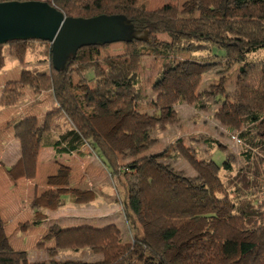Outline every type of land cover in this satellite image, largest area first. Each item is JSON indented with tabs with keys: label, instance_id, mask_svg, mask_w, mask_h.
I'll return each instance as SVG.
<instances>
[{
	"label": "trees",
	"instance_id": "obj_1",
	"mask_svg": "<svg viewBox=\"0 0 264 264\" xmlns=\"http://www.w3.org/2000/svg\"><path fill=\"white\" fill-rule=\"evenodd\" d=\"M46 1L68 17L123 14L136 28L148 32V39L125 43L123 54L103 58L99 57V50L110 44L83 47L67 68L60 71L52 64L48 41L29 39L0 45V72L6 65V45L10 55L21 64H25L29 53L40 54L49 62V73L24 69L18 80L8 81L2 89L0 105H16L29 88L35 93L51 91L56 101L42 121L36 116H26L14 123L13 134L20 142V156L8 171L15 179H34L43 146L53 147L57 155L77 156H84L85 148L90 147L100 153L114 178L140 171L136 193L127 201L101 192L107 202H121L133 237L125 241L116 223L69 229L53 224L46 235L57 239V248L49 250L52 257L58 249L88 247L102 255V259L31 262L25 252L7 245L0 248V264H264V133L260 137L254 133L257 125L264 123V57L250 58L252 53L264 48V0H199L200 6L211 12L199 16L184 14L180 6L172 3L148 9L141 0ZM159 34H167L172 40L162 41ZM214 47L227 48L221 60L229 69L239 66L244 74L239 98L222 99L215 115L235 132L234 136L243 145L240 155L244 165L234 174L227 158L226 173L221 178L183 143H179L178 150L198 174L200 182L196 185L158 162L170 156L168 148L122 165L93 119L120 116L115 137L122 141L133 134L137 147L146 146L150 132L137 127L141 122H149V116L141 111L147 99L139 74L144 55L190 51L195 56V52H203L197 57L206 65L215 61ZM164 65L152 84L156 98L149 106L171 110L181 99L195 103L201 73H181L183 83L178 90L165 82L176 66L172 62ZM91 71L93 74L89 76ZM241 108L246 110L244 115ZM61 114L69 119L71 128L64 129L55 123ZM222 211L227 213L226 217H219ZM135 216L158 226L167 246H171V240L189 222L202 218L216 221L209 237L183 243L177 261L173 262L165 251L135 232ZM0 227H4L1 219ZM24 228H29V224H23ZM251 231L259 235L258 242L239 241L242 234ZM226 255L235 258L227 262Z\"/></svg>",
	"mask_w": 264,
	"mask_h": 264
},
{
	"label": "rangeland",
	"instance_id": "obj_2",
	"mask_svg": "<svg viewBox=\"0 0 264 264\" xmlns=\"http://www.w3.org/2000/svg\"><path fill=\"white\" fill-rule=\"evenodd\" d=\"M229 1L230 0H228V2ZM141 3L148 9H156L166 3L177 4L180 6L183 13L187 15L192 14L199 16L202 12L211 13L200 6L199 0H141ZM158 38L162 41L172 40L167 34H159ZM39 50L40 48L37 49V51ZM227 50V48L214 47L212 52L215 55V61L211 64H209L210 62H207L206 65L197 57L200 54L202 55L203 52H195V56H193V53L190 51H174L169 54L159 53L158 55L147 53L144 55L139 74L140 85L143 89V94L147 96V99L144 104L145 108H141V111L149 116V122H141L137 127L140 130H148L150 132L146 146L137 147L135 145L133 134L129 135L122 141L115 137V131L121 121L120 116H106L93 119L94 125L98 131L104 136L108 144L117 152L119 162L122 165L132 162L138 157L145 155L148 156L168 148L170 156L158 162L170 168L189 184L196 185L200 182L198 174L178 150L179 143H183V145L188 148L198 160H202L205 164L209 165L212 171L221 178H223L226 173L224 162L227 158L233 167V173L235 174L238 172L245 163V160L239 154L243 145L238 141L236 135L234 136L235 132L230 131L227 126L223 125L215 116L217 110L222 106V99L226 97L227 100L234 101L239 98L240 83L244 77L239 66L229 69L225 66L224 61L221 60L226 55ZM4 51L6 54V65L0 72V91L2 86L4 87L8 81L18 80L24 69H35L39 70L41 73H49V62L40 54L36 55L29 53L25 64H21L18 59L10 55L8 45L4 47ZM124 51L125 43H114L110 44L108 47L100 48L99 57L103 58L109 55H119L123 54ZM259 56L264 57V48L257 53H252L250 58H256ZM169 62H172L176 66V69L168 73L165 82L168 85L176 87L178 90H181V85L183 83L180 79L181 73H201L202 82L197 91L198 100L195 103H189L184 99H181L171 110L166 108L157 110L150 107L148 104L156 98V93H154L152 89V84L157 75L164 68V64ZM92 74L93 72L91 71L89 76ZM77 80L78 77H76V81ZM27 91L28 93L26 96L24 95L25 97L23 96L24 98L22 97L23 99L21 98L16 105L11 106L13 108L9 109V107H3L0 105V137L2 131V139L4 140L6 139L8 141L7 137H12L11 127L14 122L13 119L16 121V119L21 116V114L15 113L17 111L14 112V107L18 108V111H34V113L40 118H42L43 115L45 118L46 113L56 104L55 99V104H51L53 102V94L51 91L35 93L32 88L27 89ZM42 93L44 94L40 96ZM1 113H10L5 117L9 120L7 121L3 118ZM245 113L246 110L241 108V114L244 115ZM16 115H18L17 118L12 119V117H16ZM10 118L12 119V122L10 121ZM59 119L62 121L64 120V122H62L64 124L72 125L65 114H61L55 120V123L60 124L57 122ZM38 120L41 121L39 118ZM254 133L260 137L264 133V123H259L254 129ZM19 147L20 146H14L13 144L4 147L6 151H0V165L6 166V162H12L19 153ZM96 153L100 155L98 151ZM53 156V152L49 149L43 150L42 152L43 161H48V158H51L52 160ZM69 163L75 165L73 166L72 175L77 178V181L81 180L82 184V189H74L76 193L75 195L81 200H88L87 198H90L88 202L76 203L69 200L68 203L67 201H64V204H59V202H61V199L59 198L60 193L70 190L66 184L67 176L64 175L67 168L66 166ZM79 163H73V160L70 161L68 158L62 160L59 159V163L53 165V175L49 176L47 174V176H45V181L52 182V184L48 186L50 189L53 182H56V176H54V173L57 172V177H60L61 180L55 184V187L58 185L64 187L60 190L54 192L51 190L43 194L45 197L43 200H48V203L46 204L48 205L46 208L48 215L52 216L56 212H49V208L50 210H61L60 212L65 215L61 218V222L63 223L77 221L79 219L77 216H86L93 217L88 220L98 225H104L109 220L106 218L108 217L117 222V225L121 228L123 239L125 241L132 240L133 231L126 220L121 202H104L93 193L92 187L94 185H99V187L118 196L121 201L124 202L128 200L130 195L136 193L140 171L128 174L127 176L123 175L121 178H114L110 175L108 176L105 170L103 172L102 169L100 172H94V168L97 166L95 162L86 161L84 164L82 162V164ZM84 177L85 181L82 180ZM42 179H44V177ZM62 181L66 183L62 184ZM2 195L3 191L0 190V205L3 204ZM63 197L69 199L68 194L63 195ZM31 204L32 198L30 197L28 203H26L23 208L28 209V205L31 206ZM21 207L22 206H20V209H22ZM226 216L227 213L224 211L219 213V217L221 218ZM10 217L11 216H9L8 219H5L2 218L0 214V219H4L1 220L4 227L2 229L0 227V248L9 245V243L11 244V241L9 240L12 239L13 234V237H15L16 234L18 235V228L13 224V220ZM46 218L47 216L38 212L34 219ZM134 219V223L137 226L135 232L146 236L160 251H165L167 257L173 262L177 261L178 249L183 243L202 240L209 237L216 221V219L213 218H202L189 222V224L179 231L171 240V246H167L160 236L158 226L146 223L139 216H135ZM39 232L40 229L31 230L26 239V244H28L31 238ZM48 238L49 237H43L42 240L44 242L41 241L38 243H36L35 239L31 240L33 243L27 249L33 259L44 260L46 255L50 254V249L46 247V241ZM259 238L260 237L256 232L251 231L242 234L239 241L245 240L249 242H258ZM40 245H42V248L44 247L43 250H41ZM36 248H38L37 252L31 253L32 250L36 251ZM56 256L57 259L60 260L80 259L86 261H100L102 259V255L95 254L91 248L88 247L79 250H74L72 248L60 249ZM225 258L226 261L229 262L234 259L235 256L226 255Z\"/></svg>",
	"mask_w": 264,
	"mask_h": 264
},
{
	"label": "crops",
	"instance_id": "obj_3",
	"mask_svg": "<svg viewBox=\"0 0 264 264\" xmlns=\"http://www.w3.org/2000/svg\"><path fill=\"white\" fill-rule=\"evenodd\" d=\"M20 77H21V75H20ZM2 88H3V86H2ZM2 88L0 91V95L2 92ZM28 91L26 92L25 96L27 95ZM43 94L44 93H42L40 96H42ZM52 99H53V102L51 104L54 105L55 101H54L53 96H52ZM11 108H13V107H9V109H11ZM15 111H17V112H15ZM14 112L17 114H21V116L18 119H16V121H18V120H20L26 116H36L41 121L44 118V115L42 116V118H40L39 116H37L34 113V111H25V110L18 111V108H16V107H14ZM1 114L3 115V118H5L10 113H8V114L1 113ZM17 116L18 115H16V117L15 116L12 117V119L17 118ZM5 119L7 121L9 120L8 118H5ZM12 119L10 118L11 122H12ZM13 121H14L13 122V124H14L16 121L14 119H13ZM57 122L60 123V125L64 129H69L72 127V125H70V124L62 123V122H64V120L62 121L59 119V121H57ZM13 124L11 127L12 137L9 138V136H8L7 137L8 141L6 139L5 140L2 139L3 133L1 131L0 151H3V152L6 151V149H4V147H8L12 144L14 146H20V142L18 141V139H16L14 137V134H13ZM63 125H65V126H63ZM46 149H49L53 152L54 156L52 157V160H51V158L50 159L48 158V161H43L42 152H43V150H46ZM92 151H93V155H92ZM19 156H20V147H19V153H18L17 157L12 162H6L5 161L6 166L0 165V190L3 191V195H2V199H3L2 203L3 204L0 205L1 206L0 214H1V217L5 218V219H8V217L11 216L10 218L13 220V224H15V226H17V228H18V230H17L18 235L16 234V236L13 237L14 236V234H13V236H12L13 240L12 239L9 240V241H11V244L9 243V245L15 250H20V251L25 252V254L27 255L26 257L29 261H31V262L46 261L47 262V261H50L51 259H57L56 255L58 253V250H60V249L57 250V253L54 257H52L50 254L49 255L47 254L46 258L44 260L33 259L30 256V254L28 253L29 250L27 249L33 243L31 241L32 239H35L36 243L41 242V241L44 242L42 239H43V237H47L46 235L48 233V230L51 227V225H53V224H58L59 226H62L65 229L75 228V227H79L82 225L104 227L110 223H116L117 224V222L114 219H110V218L106 217L109 220L104 225H98V224H95L94 222H91L90 220H88L89 218H93V217H86V216H77V217H79V219L77 221H70V223H63V222H61L62 221L61 218H62V216H65V215H64V213L60 212L61 210L60 211H57L55 209L50 210V208H49V210H48L49 212H51V211L55 212L56 211L55 214H53L52 216H49L48 212H46V210H47L46 208L48 206L46 204L48 203V200H43V198H45L43 196V194L47 193L51 190L54 192V191H57V190L64 188L61 185L60 186L58 185L57 187H55V184H57V182L61 180L60 177H57L58 176L57 172L54 173V176H56V182L55 183L53 182V185H52V187H50V189L48 186L50 184H52V182L45 181V176H47V174L49 176L53 175L52 174L53 165L58 164L59 159L62 160V159L68 158V160H70V161L73 160V163H79L80 162L79 164H82V163L84 164L86 161L87 162L88 161L95 162L97 164V166L94 168V172L95 171L100 172V170L102 169L103 172L105 170V172L108 174V176L109 175L111 176V174L109 173V171L107 169V166L105 165V163L102 160V157L100 155H98L95 150H92L90 147H86L84 150V156L68 155V154L57 155L53 147L43 146L40 150L38 163H37L36 177L34 179H27L25 177L15 179L9 173L8 168L10 166H12L14 163H16ZM73 166H75V165H73L72 163H69L66 166L67 168L64 172V175L67 176L66 177L67 183L62 181V184L66 183L68 185V188H70V190L69 191H63L60 193L59 198L61 199V202H59V204H64L63 203L64 201H67V203H68L69 200H71V202L82 203V202H88V200L90 199V198H87L88 200H86V199L81 200V199H79L78 196L75 195L76 193H75L74 189H82V184H81V180L77 181V178H75L72 175ZM43 177H44V179H42ZM82 180L85 181V177ZM92 190H93V193L96 196H98L99 198H101L104 202L106 200L101 195V192L113 195L111 192H107L102 187H99V185H94L92 187ZM65 194L69 195V199H66L63 197V195H65ZM30 197L32 198V204H31V206L28 205V207H29L28 209H24L23 206H25L26 203H28V199H30ZM20 206H22L21 207L22 209H20ZM38 212L47 216V218L46 219H34L36 217V215L38 214ZM1 220H4V219H1ZM35 221L38 222V224H33V222H35ZM26 223L29 224V228L22 229V225L26 224ZM30 223H32V224H30ZM35 229H40V232L38 234H36L33 238H31L30 242L28 244H26V239L28 238L29 233L31 232V230H35ZM9 237H10V235H9ZM46 242H47L46 247L49 249H55L58 246L56 238H48V240ZM37 247H39V246H37ZM43 248L41 247V250H43ZM37 249L38 248H36V251L32 250L31 253L37 252ZM43 254H45V253H43ZM57 260H60V259H57Z\"/></svg>",
	"mask_w": 264,
	"mask_h": 264
},
{
	"label": "water",
	"instance_id": "obj_4",
	"mask_svg": "<svg viewBox=\"0 0 264 264\" xmlns=\"http://www.w3.org/2000/svg\"><path fill=\"white\" fill-rule=\"evenodd\" d=\"M29 39L51 43L52 64L60 71L83 47L144 41L148 32L123 14L68 17L47 1L0 0V45Z\"/></svg>",
	"mask_w": 264,
	"mask_h": 264
}]
</instances>
